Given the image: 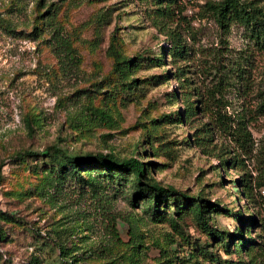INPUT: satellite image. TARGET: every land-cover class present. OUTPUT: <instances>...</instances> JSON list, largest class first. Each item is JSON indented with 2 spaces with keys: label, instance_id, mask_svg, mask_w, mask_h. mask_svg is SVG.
<instances>
[{
  "label": "rangeland",
  "instance_id": "rangeland-1",
  "mask_svg": "<svg viewBox=\"0 0 264 264\" xmlns=\"http://www.w3.org/2000/svg\"><path fill=\"white\" fill-rule=\"evenodd\" d=\"M208 1L221 0H180L168 27L191 49L187 63L200 87L211 84L216 58L242 64L240 81L248 85L223 96L233 128H215L200 146L197 128L208 118L185 119L178 64L153 22L152 3L0 0V264H216L209 253L264 264L263 250L240 255L234 246L243 227L235 213L255 221L244 238L264 243V112H256L264 46L240 24L222 28ZM116 54L127 61L124 74ZM243 113L249 151L230 135ZM53 146L139 159L160 185L208 201V224L221 236L209 233L187 199L180 214L171 201L154 209L135 199L133 175L121 183L97 176L93 186L68 176L57 185L45 154ZM234 154L245 163L240 168L223 163ZM245 173L254 188L249 200L241 194Z\"/></svg>",
  "mask_w": 264,
  "mask_h": 264
},
{
  "label": "trees",
  "instance_id": "trees-1",
  "mask_svg": "<svg viewBox=\"0 0 264 264\" xmlns=\"http://www.w3.org/2000/svg\"><path fill=\"white\" fill-rule=\"evenodd\" d=\"M150 2L153 4L154 9L152 10V18L154 24L161 30L162 33L166 34L170 40V46L168 49V56L171 57L172 63L178 64L177 66V79L179 80L182 88L185 89L182 94L184 102H186L185 119L192 122L194 118L199 115H205L208 121L202 125V127L197 128V144L200 146H206L211 142L215 128L220 129H232L230 123V116H226L222 113V110L226 107L223 101V96L225 91L231 87L240 88L243 90L245 67L242 64L234 62L236 66H233V60L227 59V61H221L217 58L214 70H210L208 73L213 74V79L210 81L211 84L205 89L198 85L197 80L193 75H191L192 69L187 63V60L191 56V52L182 40L180 33L168 27V21L175 16L176 8L179 6L180 0H142ZM261 2V3H259ZM263 2V3H262ZM206 10L211 12L218 24L229 31L231 26L234 24L242 25L247 34L248 38L257 44L264 46V0H221L219 2L208 1L205 5ZM59 43H62L61 39L55 36ZM229 58V57H228ZM115 69L117 72L124 74L126 72L127 61L120 60L119 55L115 56ZM183 62V65H180ZM182 64V63H181ZM220 74V77L219 76ZM237 76V79H233ZM246 112L249 110L246 109ZM256 112H264V93L262 95V101ZM183 121V119H182ZM237 126L230 135L239 142V146L242 150L249 151L252 143L251 133L247 128L246 115L240 114L238 119H236ZM199 132L202 134L199 135ZM47 158L49 163H47L49 173L54 177L56 184H62L68 176L73 177L79 182H84L95 185L96 177H105L106 179H111L117 182H122L128 179V175H133L134 180V197L135 199L143 198L147 200L152 208L157 209L159 203L172 202L176 207L180 209L178 213L180 214L182 209L181 200L187 199L188 206L193 208L194 213L200 220V222L207 228L211 235L220 237L221 234L217 230H213L209 224L206 217V212H208L211 207L208 201L204 202V199L197 197H190L185 193H181L175 190L173 187H164L155 181L152 177L148 175V168L146 163L141 162L135 157L129 158H119L114 152L109 153H87V154H77L69 153L65 149L60 147H50L47 150ZM35 156V155H32ZM232 162L234 166L240 168L243 164L242 158L238 154H234L230 157L223 159L225 165ZM97 175L93 176L92 173ZM87 174V176H86ZM243 188L241 191L242 196L245 199H251L253 197V186L250 179L248 178V173L243 175ZM180 201V202H179ZM165 206V205H163ZM160 213H158V216ZM4 220L13 221L16 218L8 213H1ZM156 216V215H155ZM157 217V216H156ZM234 217L242 223V228L240 229L241 241L235 243V252L240 255L244 252L246 255H251L256 249H261L264 251V243L258 244L250 236L248 239L244 238L243 231L247 225H253L255 221L253 219L247 221L240 213H235ZM264 225V224H263ZM248 231H250L248 229ZM222 240V239H221ZM224 241V240H223ZM261 248H260V247ZM225 247L228 248L229 244L225 243ZM210 257L216 264H234L231 260L221 261L217 257L213 258L211 253ZM60 255L66 256V249L64 246L60 247Z\"/></svg>",
  "mask_w": 264,
  "mask_h": 264
}]
</instances>
